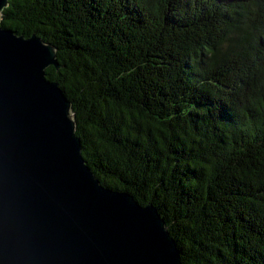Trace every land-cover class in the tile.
I'll use <instances>...</instances> for the list:
<instances>
[{
    "label": "trees",
    "instance_id": "1",
    "mask_svg": "<svg viewBox=\"0 0 264 264\" xmlns=\"http://www.w3.org/2000/svg\"><path fill=\"white\" fill-rule=\"evenodd\" d=\"M1 26L56 48L86 164L183 264H264V0H9Z\"/></svg>",
    "mask_w": 264,
    "mask_h": 264
},
{
    "label": "water",
    "instance_id": "2",
    "mask_svg": "<svg viewBox=\"0 0 264 264\" xmlns=\"http://www.w3.org/2000/svg\"><path fill=\"white\" fill-rule=\"evenodd\" d=\"M0 264H183L152 205L103 186L72 103L46 70L57 50L1 26Z\"/></svg>",
    "mask_w": 264,
    "mask_h": 264
}]
</instances>
